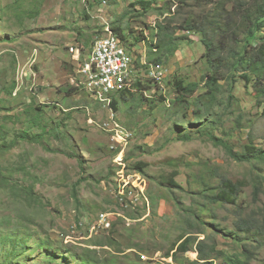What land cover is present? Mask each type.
I'll use <instances>...</instances> for the list:
<instances>
[{
    "label": "rangeland",
    "instance_id": "obj_1",
    "mask_svg": "<svg viewBox=\"0 0 264 264\" xmlns=\"http://www.w3.org/2000/svg\"><path fill=\"white\" fill-rule=\"evenodd\" d=\"M135 1L0 0V264H86L79 257L92 264H190L188 260H197L195 244L186 253L178 252L177 261L164 255L186 228L197 241L204 239L215 248L211 263L205 264H224L226 255L240 254V243L248 234L239 229L237 235L236 213L239 220H249L250 230L263 222L264 177L256 176L264 175V162H237L199 136L189 142L176 138L178 132L190 130L189 122L196 118L191 107L183 115L182 106L173 103L175 94L166 81L174 74L197 81L205 73L204 47L197 38L182 44L159 67L150 62L154 52L147 40L127 46L131 94L116 93L117 110L99 103L87 90L79 72L82 59L89 58L90 45L116 20L127 39L140 30L149 38L146 23L152 26L166 18L183 26L186 17L210 8L201 9L190 0L178 7L185 0H171L170 14L139 17L133 10ZM69 46L80 51L69 52ZM250 93L243 88L239 92L247 118L228 138L240 152L250 139L264 148V112L252 106ZM112 113L131 133L127 142L101 129ZM223 121L232 127L234 116L226 115ZM43 128L47 131L40 134ZM23 130L36 140L17 139ZM15 138L18 142L8 148ZM116 148L120 153L114 156ZM171 159L177 160L176 166L169 164ZM138 161L147 163L143 173L133 168ZM205 161L246 185L239 194V208L217 204L196 219L185 210L200 204L192 193ZM172 171L178 173L175 181L181 188L170 191L160 181L162 174ZM129 177L137 186L133 192L142 191L147 200L138 196L132 204L118 207L119 192ZM103 216L110 224L107 228L100 223ZM187 216L193 228L187 226ZM10 234L17 238L16 247L9 245ZM255 236L248 244L250 264H264V234Z\"/></svg>",
    "mask_w": 264,
    "mask_h": 264
},
{
    "label": "trees",
    "instance_id": "obj_2",
    "mask_svg": "<svg viewBox=\"0 0 264 264\" xmlns=\"http://www.w3.org/2000/svg\"><path fill=\"white\" fill-rule=\"evenodd\" d=\"M190 1H195L197 7L201 9L209 5L210 8H205L204 11L186 17L182 23L183 26L172 25L166 18L164 21H157L152 26L146 23L144 27L150 33L149 38L144 36L142 30L136 33L131 30V38L127 39L118 20L112 23L110 28L119 37L120 41L124 43L126 50H128L127 46L129 45L147 40L150 52H154V58L150 62L156 67L166 64L180 49L182 44H190L193 42V38H197L204 47L201 59L206 63L205 73L197 81L190 80L187 77L181 78L175 74L171 75L166 81V85L171 87L172 92L175 94L173 103L178 104L180 107L182 106L183 110H185L183 115H186L185 112L191 107L196 118L195 122H189L192 128L182 134L178 132L176 138L179 141L189 142L194 140V137L199 136L198 138H205L213 145L224 149L228 156L237 162H264V148L255 146L254 140L250 139L248 143H245L243 145L244 151L240 152L233 148L228 139L232 137L236 129L243 128V122L247 118L244 114L245 107L239 96L241 88L245 90L251 89L250 102L252 106L262 109V113L264 112V34L261 32V29L264 28V0ZM187 3V0L181 1L178 7ZM169 4H173L171 0H136L132 3V6L135 8L138 6L139 9L133 8V10L137 11L135 15L139 17L146 16L150 12H156L158 17H162L171 13ZM189 33L193 36L192 38H189ZM150 39H152L151 42L155 40L154 43L151 44ZM87 60L82 59V62L84 63ZM14 81L10 85L12 91L16 87ZM134 86H140L139 80L134 82ZM129 89L130 86H125L111 91L108 94V98H110L109 106L117 110L116 93L120 92L122 95L127 92L131 94ZM96 100L101 104H105L99 99ZM160 100L164 101L162 94H160ZM36 110L39 111L41 109L37 106ZM226 115L228 117L234 116L232 127H226V122L223 121ZM35 117L37 118L36 115ZM231 129L234 131L229 133ZM41 130L40 134L47 131L45 128ZM217 130L222 131L224 134L218 136L216 134ZM192 131L196 134L191 135L189 132L192 133ZM34 137V135H30L28 130H23L17 139L36 140ZM17 139L15 138L7 147L10 148L17 143ZM118 152L119 148H116L113 155H117ZM176 163L177 160L175 159L169 160V164L173 167L174 165L176 166ZM201 164L205 170L196 174L199 185L192 193L199 197L200 204L197 207L191 205L185 211L192 217L201 219L200 215H202V212L209 213L214 206L237 205L239 208V194L246 185L244 180H232L228 176L222 175L217 170V166L211 167L206 161L201 162ZM146 166L147 163L138 161L135 162L133 168L143 173ZM177 174L176 171H172L170 174H162L160 183L170 191L180 189L181 186L175 181ZM149 177L151 178V176ZM259 177H264V175L258 174L256 176V178ZM255 182L259 185L257 180ZM76 183L78 184V182ZM255 188L257 190L255 194H258L259 186L256 185ZM139 196H142L143 200L146 199L142 194ZM119 197L124 200L122 204H126L128 194L119 195ZM173 199H175L174 196ZM117 204L118 207H123L119 201ZM191 216H187V226L193 228ZM236 216H238L235 222L236 233L238 235L239 229L241 232L248 233L245 238L246 242L240 241V254L238 252L226 255L223 263L250 264L253 254L248 244L250 240L257 237L255 235L258 232L264 234V217L263 222L259 223L257 229L252 226L250 230L251 223L249 220L243 218L239 220V213H236ZM187 229H184L177 239L173 241L170 252L164 255L177 261L178 256L176 254L178 252L186 253L191 249V245L195 244L193 251L196 252L197 260H188L189 263H211L213 257L210 255L215 248L212 245L207 246L204 239L197 241L192 235L193 232ZM12 231L17 232L18 229L13 228ZM250 232L251 234H249ZM24 238L26 237L24 236ZM9 239H11L9 245L16 247L17 238H13V234H10ZM237 243H239V238ZM55 255H57L56 252ZM55 255L48 256L52 259L63 257ZM80 258L83 263H93L90 259Z\"/></svg>",
    "mask_w": 264,
    "mask_h": 264
},
{
    "label": "built area",
    "instance_id": "obj_3",
    "mask_svg": "<svg viewBox=\"0 0 264 264\" xmlns=\"http://www.w3.org/2000/svg\"><path fill=\"white\" fill-rule=\"evenodd\" d=\"M108 29L105 36L97 37L94 40L90 56L87 61L81 64L79 72L84 74L87 90L92 92L96 99H99L109 106L110 101L108 94L113 90H118L127 86V80H129L131 73V59L119 37L113 33L110 28ZM68 49L69 52H73L74 50L80 51L73 46H69ZM100 127L103 130L110 131V134L113 135L118 142H127L128 138L131 137V133L123 129L114 118V113H112L106 121H103ZM119 153L120 148L118 154ZM120 166L121 165L118 166V170H120ZM126 180L127 181L124 180V188L119 192V195L124 196L128 194V201H126L125 204L128 206L130 203L132 204L139 195L143 194V192L137 191V193H134V188L137 186L133 187L131 183L133 181H131L132 179L130 177ZM119 195L118 198L121 201L120 203H123L124 200L120 198ZM105 217L106 216L102 217L100 223H104L105 227H109L110 224L106 221Z\"/></svg>",
    "mask_w": 264,
    "mask_h": 264
},
{
    "label": "bare ground",
    "instance_id": "obj_4",
    "mask_svg": "<svg viewBox=\"0 0 264 264\" xmlns=\"http://www.w3.org/2000/svg\"><path fill=\"white\" fill-rule=\"evenodd\" d=\"M131 70V69H130ZM154 74V73H153Z\"/></svg>",
    "mask_w": 264,
    "mask_h": 264
}]
</instances>
